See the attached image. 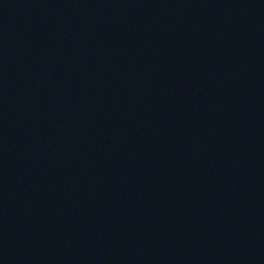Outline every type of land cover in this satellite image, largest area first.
<instances>
[{"label":"water","instance_id":"1","mask_svg":"<svg viewBox=\"0 0 264 264\" xmlns=\"http://www.w3.org/2000/svg\"><path fill=\"white\" fill-rule=\"evenodd\" d=\"M0 264H264V0H0Z\"/></svg>","mask_w":264,"mask_h":264}]
</instances>
